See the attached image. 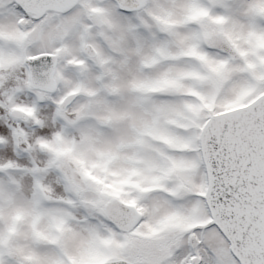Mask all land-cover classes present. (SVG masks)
Here are the masks:
<instances>
[{"label": "snow or ice", "instance_id": "snow-or-ice-1", "mask_svg": "<svg viewBox=\"0 0 264 264\" xmlns=\"http://www.w3.org/2000/svg\"><path fill=\"white\" fill-rule=\"evenodd\" d=\"M0 264H264V0H0Z\"/></svg>", "mask_w": 264, "mask_h": 264}]
</instances>
